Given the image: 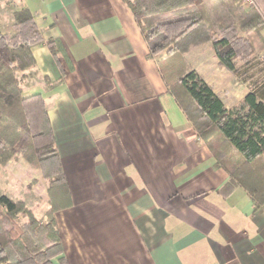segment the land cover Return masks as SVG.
Returning <instances> with one entry per match:
<instances>
[{
	"label": "crops",
	"instance_id": "obj_1",
	"mask_svg": "<svg viewBox=\"0 0 264 264\" xmlns=\"http://www.w3.org/2000/svg\"><path fill=\"white\" fill-rule=\"evenodd\" d=\"M11 2L62 44L57 57L34 45L35 65L21 72L23 97L45 101L72 200L55 213L64 252L52 264H264V202L227 188L230 174L163 79L171 56H150L128 5ZM184 62L228 111L256 89L210 43Z\"/></svg>",
	"mask_w": 264,
	"mask_h": 264
},
{
	"label": "trees",
	"instance_id": "obj_2",
	"mask_svg": "<svg viewBox=\"0 0 264 264\" xmlns=\"http://www.w3.org/2000/svg\"><path fill=\"white\" fill-rule=\"evenodd\" d=\"M131 9L154 57L168 49L171 56L161 74L218 165L231 176L229 190L242 185L253 201L264 202V87L252 90L238 108L228 111L223 100L194 70L184 55L210 43L220 64L238 73L237 59L250 65L251 33L264 27V9L240 0H123ZM264 1V0H262ZM16 34L0 31V164L17 154L51 180L50 209L37 218L23 202L0 194V264H52L64 252L55 213L71 206V194L45 101L23 97L16 75L35 65L34 45L48 46L57 57L59 40L45 41L33 15L24 7L14 14ZM21 216L26 221H21Z\"/></svg>",
	"mask_w": 264,
	"mask_h": 264
},
{
	"label": "rangeland",
	"instance_id": "obj_3",
	"mask_svg": "<svg viewBox=\"0 0 264 264\" xmlns=\"http://www.w3.org/2000/svg\"><path fill=\"white\" fill-rule=\"evenodd\" d=\"M240 1L243 7L252 8V5H248L244 0ZM13 9L14 4L11 0H0V31L8 37L16 34ZM240 36L252 37L254 51L250 58V65L242 59L236 60L239 66L238 79L239 81L249 80L251 87L260 89L264 87V33L259 26L255 31L249 34L243 32ZM166 53L168 49L164 50L162 55ZM21 72L23 71H18L16 75L23 81ZM17 156L11 158L5 165L0 164V194L7 195L14 201L23 202L37 218H43L50 209L51 180L44 178L43 173L36 167V163L35 165L28 163L20 153ZM20 219L23 222L26 221V217L21 216ZM2 225L4 224L0 222V227Z\"/></svg>",
	"mask_w": 264,
	"mask_h": 264
},
{
	"label": "built area",
	"instance_id": "obj_4",
	"mask_svg": "<svg viewBox=\"0 0 264 264\" xmlns=\"http://www.w3.org/2000/svg\"><path fill=\"white\" fill-rule=\"evenodd\" d=\"M245 2H247L248 3V5H252L253 4V0H244ZM263 33H264V27H263ZM263 208H264V206H263Z\"/></svg>",
	"mask_w": 264,
	"mask_h": 264
}]
</instances>
